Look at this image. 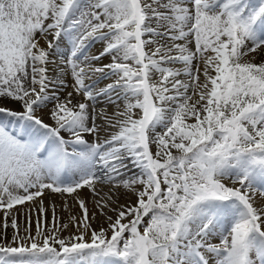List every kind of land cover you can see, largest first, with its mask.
<instances>
[{
    "label": "snow or ice",
    "instance_id": "6c2138e0",
    "mask_svg": "<svg viewBox=\"0 0 264 264\" xmlns=\"http://www.w3.org/2000/svg\"><path fill=\"white\" fill-rule=\"evenodd\" d=\"M0 212V264H264V0H0Z\"/></svg>",
    "mask_w": 264,
    "mask_h": 264
},
{
    "label": "bare ground",
    "instance_id": "6f19581e",
    "mask_svg": "<svg viewBox=\"0 0 264 264\" xmlns=\"http://www.w3.org/2000/svg\"><path fill=\"white\" fill-rule=\"evenodd\" d=\"M56 200H57V203L60 202L59 197H57ZM18 207H19V206H18ZM58 211H59V209H58ZM2 220H3V213L0 212V221H2ZM11 231H12V230H11ZM10 235H11V233L9 234V236H10Z\"/></svg>",
    "mask_w": 264,
    "mask_h": 264
},
{
    "label": "rangeland",
    "instance_id": "374dc122",
    "mask_svg": "<svg viewBox=\"0 0 264 264\" xmlns=\"http://www.w3.org/2000/svg\"><path fill=\"white\" fill-rule=\"evenodd\" d=\"M0 222H2V221H0ZM8 231H9V234H10L11 233V229H9Z\"/></svg>",
    "mask_w": 264,
    "mask_h": 264
}]
</instances>
